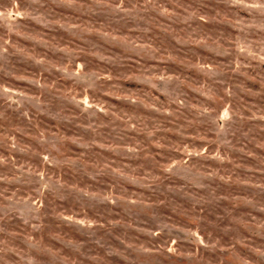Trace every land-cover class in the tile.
<instances>
[{"label":"rangeland","instance_id":"obj_1","mask_svg":"<svg viewBox=\"0 0 264 264\" xmlns=\"http://www.w3.org/2000/svg\"><path fill=\"white\" fill-rule=\"evenodd\" d=\"M0 264H264V0H0Z\"/></svg>","mask_w":264,"mask_h":264}]
</instances>
